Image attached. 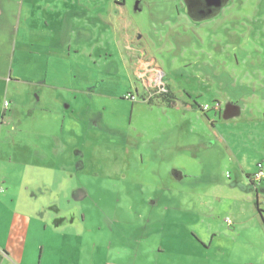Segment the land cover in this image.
Returning a JSON list of instances; mask_svg holds the SVG:
<instances>
[{
    "label": "rangeland",
    "instance_id": "rangeland-1",
    "mask_svg": "<svg viewBox=\"0 0 264 264\" xmlns=\"http://www.w3.org/2000/svg\"><path fill=\"white\" fill-rule=\"evenodd\" d=\"M193 1L0 0V76L36 110L5 146L1 210L46 214L32 242L50 264H264L255 223L207 251L194 234L261 215L247 173L264 164V0L203 20Z\"/></svg>",
    "mask_w": 264,
    "mask_h": 264
},
{
    "label": "crops",
    "instance_id": "crops-1",
    "mask_svg": "<svg viewBox=\"0 0 264 264\" xmlns=\"http://www.w3.org/2000/svg\"><path fill=\"white\" fill-rule=\"evenodd\" d=\"M221 3L222 0H208V4L211 7L213 6V7L224 8L225 5L222 6ZM192 6H193V2L190 3V8ZM207 12L208 11H206L205 13ZM212 12L213 11H210L207 14H211ZM12 81L13 80L11 78L10 79L7 78L6 75L0 76V92H1L0 94V169L1 168L3 169L4 167V163H5L4 159H6L7 156L6 151L7 148L9 149L8 144L12 145L14 142L15 143L17 142L16 131H18V129L16 128L18 127L15 128L14 124L18 122L23 123L22 118L26 119L27 117H29L31 119V116L36 111L32 103H22L23 106H21L20 105L21 102L19 99V104L15 106L17 103V99L14 102L10 101L9 97L11 93ZM20 91L21 90L15 89L13 93L19 96L21 95ZM46 96L48 97V94H46ZM7 103L9 104L8 106H6ZM20 106L22 108H20ZM18 115H20L18 118L19 120L17 119ZM7 128H8V134H7ZM5 146H7V148H5ZM13 155L16 154L14 153ZM26 156H28V159H32L34 157L33 153L30 150H29V154ZM11 158L13 157L10 155L9 159L12 160ZM259 163L263 164V160L260 159L258 160L257 168ZM27 166H28V170H32L38 168L39 165L37 163L36 164L28 163ZM42 168L46 169L45 167ZM247 176L252 180L253 174L247 173ZM1 177L3 179L4 174H2ZM1 188L5 189L4 187ZM27 188L29 187L28 186L25 187L24 190L26 191ZM261 188H264V182L261 183ZM9 192H10V188L9 189L7 188L4 192H1L5 196L0 198V227L1 226L5 227L7 222L1 210V206L6 203V201H4V198L5 199L7 198L6 194ZM256 193H257V199L258 197L260 199L261 196L258 194L257 189H256ZM31 197L32 196H30L29 198L31 199ZM24 198H26V202H28L29 204L30 199L27 198L26 196H24ZM257 199L255 201L256 208H257L256 206ZM9 202L10 204H14V206H16L19 210L16 209L15 210L16 212H13V215L11 216V220L7 222L9 223V226L6 227V231L4 233H1L0 231V264H50V257H52V259L54 257L53 247L51 246V244L50 243L46 244L43 241L42 243L38 241L32 242L33 239H36V234L37 236H40L38 235V233L42 234L44 231L49 229V227L46 226L45 230L41 231L43 227V220H47L46 214L42 215L41 212L38 214L35 213L34 211L31 212L30 210L27 211L20 209V207L23 208L25 205L22 200L16 197L9 200ZM33 205H34L33 203L31 205H27L26 203V206L34 207ZM36 214H38L40 218L37 217L36 219L34 216ZM35 220H37L35 223L40 224L39 227L40 230L36 229L35 226L33 225V221ZM228 220H230L232 224H229ZM252 223H255L254 229L259 228V231L261 229V231L263 232L262 229H264V215L256 214L252 217H245L239 215L236 217H227V219L224 222H222V224L227 227L225 228H223L224 226L216 227V225L209 226L207 227V233L205 237H201L196 233L194 234L196 236L197 242L200 245H202L204 249L207 251V250H211L214 247L215 243L217 244L220 241L219 239H221L222 237L225 238L231 237V239L236 237L237 239L238 238L237 236L240 237L241 235H243L246 226H248V228L251 229ZM53 236L59 238L58 234H53ZM40 245L42 246V250H41L42 253H41L40 262H38ZM218 249L221 252L223 249H227V248H224L222 244H218L216 250ZM219 262L220 261H218L216 264H219ZM51 264H61V262L59 261V263L57 262ZM77 264L79 263L77 262ZM106 264H122V263H118L116 260H114V261H107ZM238 264H242V263L239 261ZM243 264H253V263L244 262Z\"/></svg>",
    "mask_w": 264,
    "mask_h": 264
},
{
    "label": "built area",
    "instance_id": "built-area-1",
    "mask_svg": "<svg viewBox=\"0 0 264 264\" xmlns=\"http://www.w3.org/2000/svg\"><path fill=\"white\" fill-rule=\"evenodd\" d=\"M155 79H157V81H161V84H159L157 86V89L159 90L160 93H166L168 92V89L166 88V86H164L163 84V78H162V73H161V70L160 72H157L156 73V76H155ZM158 83V82H157ZM9 104L7 103L6 106H8ZM219 107H220V104L216 103L214 105H205L204 109L206 111L208 110H211V109H216V110H219ZM264 180V166L262 163H259L258 164V171L253 175L252 177V183L254 184H257V185H260ZM0 192H4V189H0ZM260 207L262 209H264V197L263 198H260ZM228 223L229 224H232V222L230 220H228Z\"/></svg>",
    "mask_w": 264,
    "mask_h": 264
},
{
    "label": "flooded vegetation",
    "instance_id": "flooded-vegetation-1",
    "mask_svg": "<svg viewBox=\"0 0 264 264\" xmlns=\"http://www.w3.org/2000/svg\"><path fill=\"white\" fill-rule=\"evenodd\" d=\"M219 2H221V1H219ZM222 2H223V0H222ZM190 9H191L190 10L191 11L190 14L192 16L197 15L199 17V19L208 18V17L218 13L219 10H221L220 7H213V6L211 7L208 4V0H206V1L205 0H194L193 1V6ZM206 11H208V12L213 11V12L211 14H207L208 12L205 13ZM203 15H204V17H203ZM200 16H201V18H200ZM157 70H161V69H157ZM168 92H170L169 88H168Z\"/></svg>",
    "mask_w": 264,
    "mask_h": 264
},
{
    "label": "trees",
    "instance_id": "trees-1",
    "mask_svg": "<svg viewBox=\"0 0 264 264\" xmlns=\"http://www.w3.org/2000/svg\"><path fill=\"white\" fill-rule=\"evenodd\" d=\"M168 89V88H167ZM161 95L162 96H165V98H169V97H171V94H170V92H166V93H161ZM172 98V97H171ZM170 102H171V100H170ZM215 103L214 104H216V103H218L219 104V102L218 101H214ZM213 104V105H214ZM209 105H211V104H209ZM211 110H214V111H217L216 109H211ZM211 110H208V111H211ZM202 111L203 112H207L204 108L202 109ZM235 116H238V114L237 115H235ZM263 182H264V180H263ZM254 184V183H253ZM260 199H259V197H258V199H257V202H256V206H257V209H258V211H259V213L261 214V215H263V209L260 207V201H259Z\"/></svg>",
    "mask_w": 264,
    "mask_h": 264
}]
</instances>
